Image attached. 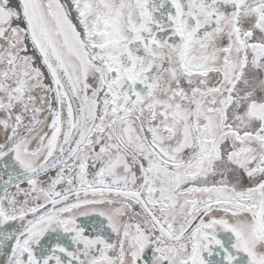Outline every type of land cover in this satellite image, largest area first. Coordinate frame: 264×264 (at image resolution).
<instances>
[{"label":"flooded vegetation","instance_id":"af4514ba","mask_svg":"<svg viewBox=\"0 0 264 264\" xmlns=\"http://www.w3.org/2000/svg\"><path fill=\"white\" fill-rule=\"evenodd\" d=\"M9 264H264V0H0Z\"/></svg>","mask_w":264,"mask_h":264},{"label":"water","instance_id":"95a60500","mask_svg":"<svg viewBox=\"0 0 264 264\" xmlns=\"http://www.w3.org/2000/svg\"><path fill=\"white\" fill-rule=\"evenodd\" d=\"M11 177L3 173L0 167V264H9L15 238L23 226L20 218L10 219L2 210V196Z\"/></svg>","mask_w":264,"mask_h":264}]
</instances>
